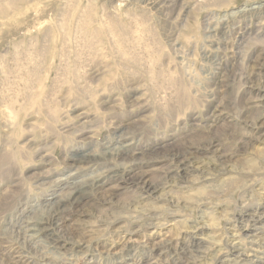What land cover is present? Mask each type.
I'll list each match as a JSON object with an SVG mask.
<instances>
[{
  "label": "rangeland",
  "instance_id": "1",
  "mask_svg": "<svg viewBox=\"0 0 264 264\" xmlns=\"http://www.w3.org/2000/svg\"><path fill=\"white\" fill-rule=\"evenodd\" d=\"M263 47L264 0H0V159L15 168L3 180L0 162V264L263 257L249 218L264 205V134L253 125L264 119ZM214 133L219 146L196 165L170 156ZM131 148L154 159L147 178L164 191L106 183L105 196L64 214L66 244L55 249L40 223L71 193L128 169L118 156ZM140 192L139 210L128 209ZM234 236L249 257L234 256Z\"/></svg>",
  "mask_w": 264,
  "mask_h": 264
},
{
  "label": "bare ground",
  "instance_id": "2",
  "mask_svg": "<svg viewBox=\"0 0 264 264\" xmlns=\"http://www.w3.org/2000/svg\"><path fill=\"white\" fill-rule=\"evenodd\" d=\"M260 51H261L260 56L257 59L258 61L254 62V67L256 68V70L259 74L261 72L264 73V49H262ZM253 125L255 127H257L256 128L257 129L256 130L257 135L261 136L264 134V119L257 117L256 120L253 122ZM85 128L86 127H84L83 131L79 134V136L84 140L87 138V133L89 132V131H86L87 129L85 130ZM215 137H216V134L214 133V135L211 139L204 142L202 145L198 146L197 148H194V147L190 148L189 147V149H185V151L184 150H177L175 152H172V155H170V156H172L173 159L176 160L177 165L180 167H187L186 164H189V163H191L192 165H196L199 162L198 159L201 156H202V158H205L207 156V154L205 152L208 153V151L219 146V144H215L217 142ZM254 139H255V137H254ZM36 150L40 151V149H36ZM151 152H152V154L159 152V154H156L154 156H159V155L163 154V153H160V150H158L156 148L153 149ZM219 152L220 153H226L225 151H221V150ZM146 155H149V154L145 153V152L141 153V152L137 151L136 149L133 150L132 148L127 150L126 152H124L122 155H119L118 157L122 161H125L126 163L127 162L130 163V166L128 169H126V170L123 169L120 171L115 170V172H112L110 175L104 176L102 179H97V180L93 181V183L90 184L88 188L81 187L83 189L80 188L79 190H76L73 194L71 193V195L67 199H65L63 202L62 201L58 202L55 205V208L52 210V213H50L49 217L47 219H45L42 223H40V225L38 226V231H41L42 233L45 234L46 239H48L50 244L53 245V247L55 249H63V247H65L66 240L62 241L60 243V239H62V237L64 238L65 235H63V236H60V235H62L63 233L65 234L66 230L64 227L65 223L63 221H61L62 217L64 216V214L65 215L68 214L69 216H72V215L75 216L76 214L78 215L79 213H81L83 211V209L85 207H87L90 203L89 197L87 198L86 196H91L92 194L98 195V196H100V198L105 196L106 193L108 192V190L106 189L107 190L106 191L104 188V187H107V185H108L106 183H109L110 185H114L115 187H120V189H123L124 186H128V185L131 186L132 185L133 187H136V188L140 187L139 189L145 190L147 193H152V192L157 193V192L161 191V189L163 190V188L161 186L162 184L153 185L147 178L148 174L152 170L151 168H154V164H155L154 162L155 161H154V159L152 160L149 158L150 160L145 162L144 159H142V157L146 156ZM221 156L227 157V154L226 155L221 154ZM152 158H153V156H152ZM74 160H77L78 162H80L81 160H84V158H80V159L76 158ZM0 162L2 163V169L4 170L3 171V176H4L3 180L7 181L11 178L10 175L14 171L15 168L11 165V162H10L8 157L1 158ZM160 162H162V161H160ZM170 173L171 172H169V175L171 176ZM12 192L15 193L14 189L12 190ZM143 195L144 194L142 192H140L138 197H137L139 201H134V202L131 201L128 204V209L140 207V206H138V207H136V206L138 205V203L142 204L141 197ZM19 198H20V196L18 194L13 195L10 199H8V202H5L4 206L2 205L3 208H5V207L9 208V207L14 206V204L17 201H19ZM100 198H99V200H101L103 202L106 201V200L100 199ZM10 201H11L12 206L10 205ZM177 204H178V202H177ZM149 205H151V204H149ZM3 208H2V210H3ZM138 210H139V208H138ZM155 211H156V208L152 207L151 209H147L145 211V214L148 216L155 217L156 216ZM69 213H71V214H69ZM246 216H247V213H246ZM249 218L251 219L250 222H252L253 226H254L253 232L256 233L257 231H259L261 234L264 233V205L262 208H259V209L257 207L256 210H254L253 213H251L249 215ZM132 219H135V218H132ZM134 223H138V225H139L138 221H135ZM203 229L207 230V229H209V227L204 225ZM255 236H257V234ZM262 237H263V234H262ZM232 243H233L232 249H233L234 256H239V257L246 256V258L249 257V255H247L243 251V248L240 245L241 243L239 244L237 242L235 236L233 238ZM175 246H177V245H175ZM171 248L172 247H169V249H171ZM159 249L160 248H156L154 251H157ZM260 255L263 257H258V259L256 258L257 261H255V262L252 261V259L250 258L249 260L246 261L247 264H264V253H261ZM158 256L163 258L161 254H159ZM181 257H183L182 259L185 260V264H187V262H188L187 261L188 260L187 255L184 254ZM226 259L229 260L228 258H226ZM145 264H151V263H150V261H146ZM159 264H184V263H182L180 261V257H179L178 259H175L174 261H170L168 259H166V260L162 259ZM234 264H238V263H234Z\"/></svg>",
  "mask_w": 264,
  "mask_h": 264
}]
</instances>
